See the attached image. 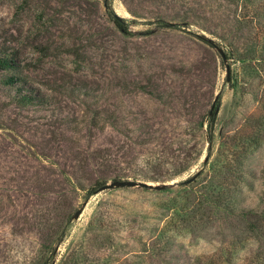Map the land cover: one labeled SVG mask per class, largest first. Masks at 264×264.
<instances>
[{
    "label": "rangeland",
    "instance_id": "374dc122",
    "mask_svg": "<svg viewBox=\"0 0 264 264\" xmlns=\"http://www.w3.org/2000/svg\"><path fill=\"white\" fill-rule=\"evenodd\" d=\"M8 47L0 264H264V0H0Z\"/></svg>",
    "mask_w": 264,
    "mask_h": 264
},
{
    "label": "trees",
    "instance_id": "16d2710c",
    "mask_svg": "<svg viewBox=\"0 0 264 264\" xmlns=\"http://www.w3.org/2000/svg\"><path fill=\"white\" fill-rule=\"evenodd\" d=\"M108 11H109L111 18L115 21L117 26L124 33H127V34L132 33L131 30H129L128 25L125 23V20L116 17V15L112 9L109 8ZM157 24H159L160 26H163V27H172V24H170L169 22L163 21V20H159L157 22ZM200 37L203 40H205L208 44H210L211 46L219 47L211 38H207L203 35H200ZM223 52L225 54L226 59L229 58V54L224 49H223ZM222 58H223V56H222ZM21 68H22V61L19 59V55L16 53L15 49L8 47V48H6V50H0V69L1 70H5V71L11 70V71H15L16 73H20ZM19 79H20V77L16 74H7L4 76L3 82L6 85H16L18 83L17 81ZM18 97H19L18 100L23 105H29L32 101V96H30V94H26L22 91L18 94ZM99 118H100L99 115H95V117L93 118L94 123H97L99 121L98 120ZM209 119H210V122H209V129L207 132V138H208L209 144L213 145V143H214V125H215V120H216L215 108L213 109V112L210 115ZM103 152L104 151L101 150V153L98 154V156L99 155L103 156ZM168 155H167V157H168ZM105 159H107V157H105ZM161 159H163V157H161ZM188 166H189L188 159L186 160V163L184 161L182 163L180 162V165L178 166V169H177V173L186 170L188 168ZM121 177L122 176L117 175L114 179H122ZM153 179H157V178H153ZM106 183H108L106 180L98 181L96 186H94V188L89 190L88 195L93 194L96 191V189H98L101 185H104ZM164 189H168V186L164 187L162 190L164 191Z\"/></svg>",
    "mask_w": 264,
    "mask_h": 264
},
{
    "label": "water",
    "instance_id": "95a60500",
    "mask_svg": "<svg viewBox=\"0 0 264 264\" xmlns=\"http://www.w3.org/2000/svg\"><path fill=\"white\" fill-rule=\"evenodd\" d=\"M116 17L121 18V16H119V14H116ZM220 53L222 54L224 60H226L225 54L223 52L222 49L219 50ZM227 79H230V67L229 65H227ZM219 95V94H218ZM218 95L214 101V104L211 107L210 113L213 112V109L215 108V103L216 100L218 98ZM216 111H218V107L215 109ZM153 184L147 183L145 181H135V180H131V179H121V180H113L112 182H108L102 186H100L96 192H100V191H106L108 189H112V188H121V187H134V186H144V187H148V186H152ZM83 208L79 209L76 214L75 217L78 218L79 215L82 213Z\"/></svg>",
    "mask_w": 264,
    "mask_h": 264
}]
</instances>
